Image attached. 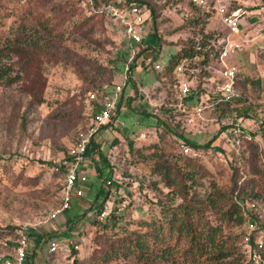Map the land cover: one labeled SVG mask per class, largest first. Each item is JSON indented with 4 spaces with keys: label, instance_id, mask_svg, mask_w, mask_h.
I'll list each match as a JSON object with an SVG mask.
<instances>
[{
    "label": "rangeland",
    "instance_id": "374dc122",
    "mask_svg": "<svg viewBox=\"0 0 264 264\" xmlns=\"http://www.w3.org/2000/svg\"><path fill=\"white\" fill-rule=\"evenodd\" d=\"M111 1L125 2L0 0V15L10 14L0 19V49L15 48L20 39L28 37L39 50L30 49L22 58L14 52L4 56L6 64L22 62L25 66L21 82L11 87L0 86V256L7 253L6 245L11 242L9 236L13 233L9 227L17 230L26 227L41 234L57 231L59 236L68 231L65 222L71 219L74 229L58 238L63 245L61 251L51 256L44 250L38 253L33 264H72L71 260L74 263L71 247H68L70 233L82 242L76 250L80 264H93V239L99 230L87 222L98 212L93 201L100 195L97 206L105 204V217H98L101 222L115 206L121 208L123 218L129 222L158 216V201H167L170 190L151 175V166L154 157L174 161L181 154L173 129L181 130L184 136L199 144H206L220 134L214 149L188 153L209 172V177L201 182V190L215 183L222 190L229 191L237 167L241 172L235 178L241 183L253 178L257 168L264 170V139L261 134L253 135L264 118V79L261 89L244 86L253 114L251 120L241 121L239 125L252 136V142L245 141L238 146L229 136L231 130H222V122L227 125L234 117L230 114L221 119L214 108L206 109L202 117L195 116L190 108L180 121L181 129L171 125L168 131L159 120L169 123L162 108L176 107L174 99L167 96L170 87L161 84L157 88L158 73L137 66L152 60L156 54L162 65L167 64L179 49L199 38L203 25L191 24L198 14L188 5V0H141L147 4L143 6L147 18L144 41L131 46L122 21L109 11L104 13L105 4ZM238 2L243 6H255L258 10L247 14L243 20L248 29L242 38L240 36L244 46L234 57L233 69L250 73L255 67L256 73L260 72L264 78V29L259 30L264 28V0ZM228 31L222 16L216 13L208 21L205 34H226ZM144 47L151 49L136 61V68L128 75L130 83L122 89L125 97L119 123L100 134L97 139L100 147L88 162L89 184L85 198L52 221L50 215L60 208L64 179L54 167L43 162L57 164L68 155L77 135L87 124L85 113L89 94H96L99 98L104 95L114 97L117 86L125 82L126 67H130L132 58ZM124 55L125 60L122 59ZM113 62L119 63V70L111 78ZM85 76L89 78L85 79ZM132 82L136 83L138 94L132 90ZM99 86L105 93L97 94ZM137 95L138 98L127 106V100ZM202 102L203 98L200 102H193L192 106ZM177 107L181 111L179 102ZM249 143L258 147L251 148ZM101 153L108 160L107 166L113 169L111 178L119 184V188L110 190L107 198L110 171L98 176L96 169L103 165ZM239 156L242 157L240 163L236 161ZM248 196L253 198L250 192ZM255 205L260 208L264 225V204L259 201ZM87 211L90 212L84 217L83 212ZM130 227L134 228L133 225ZM244 227H235L232 233L241 237ZM260 231L264 235V229L260 228ZM30 240L32 246L34 240Z\"/></svg>",
    "mask_w": 264,
    "mask_h": 264
},
{
    "label": "trees",
    "instance_id": "16d2710c",
    "mask_svg": "<svg viewBox=\"0 0 264 264\" xmlns=\"http://www.w3.org/2000/svg\"><path fill=\"white\" fill-rule=\"evenodd\" d=\"M238 1L232 2L229 7L230 11L243 8L247 12L252 13L257 9L255 6H243ZM132 3L147 6L141 0H125L124 3L111 1L105 4L104 13L108 14L111 8H130ZM188 5L198 14V18L191 24L203 25L199 38H194L189 44L184 45L179 49L177 55L172 57L165 65L159 62V57L156 54L149 64L144 61L137 66V68L145 67L147 71L152 70L158 73L156 75L157 88L161 84L165 87H170V92L167 96L171 97L170 99H174L173 102L176 107L162 108L163 116L167 117L169 123L163 119L159 120V123L167 128L168 131L171 125L174 128L181 129L180 121H183L186 115L177 107L179 102L177 99L178 80L175 72L183 60L189 59L186 71L189 79L193 81L192 97L187 103L192 106L193 102H200L202 98L203 100L209 98V101L213 102L221 99V95L215 92V87L211 80L213 75L208 71V66L211 62L218 59L224 45L221 43L230 36V32L228 31L226 34H210L211 36L205 34L208 21L213 14L217 13L214 4L202 8L188 0ZM151 13L156 18L155 11L152 10ZM9 15H0V19L9 17ZM154 24H156V21ZM44 28H48V26L44 25ZM247 29L246 23L242 34L247 33ZM263 29V27L259 28L260 31ZM231 38L235 41L241 40L240 36L237 35H232ZM19 41V45L15 46V48L0 49V86L11 87L21 82L24 78L23 69L25 65L22 62L6 64L4 62L5 55L9 52H14L18 58H22L30 49L35 52L39 51L37 49L38 45L35 47V43L28 37ZM133 45L135 44L132 43L131 46ZM150 49L149 47H144L130 62V68L135 69L136 61L148 53ZM235 55L229 58L232 67H235ZM122 59H126L125 55ZM246 63L249 67L250 63L248 60ZM113 64V70L110 71L111 78L119 70V63L113 62ZM156 65L163 67L162 70H156ZM235 70L237 71L240 96L231 103H219L214 107L219 118L226 119L227 115L230 114L234 117L229 124L222 128L225 132L230 131L241 121L252 119L253 108L245 96L247 95L245 87L250 85L254 89L263 88L262 80L264 78L260 72L256 73L257 69L255 67L250 73H241V70L239 71L237 68ZM88 78V76H85V79ZM132 83V90L138 94L139 90H137L136 83ZM125 87L126 85L123 88ZM96 90L97 94L105 93L104 88L100 86ZM122 91L118 102V114L123 107V99L125 97V91L123 94ZM137 98L138 95L134 98H129L127 100L128 105H126L130 106ZM260 122L259 130L253 135L257 137V135L261 134L264 139V118ZM113 127L114 125L112 124L106 125L101 129V134L106 129H112ZM173 130L177 145L181 149V154L174 158V161H164L154 157L153 165L151 166V175L155 176L170 190L168 202L158 201V216L148 220L129 222L123 218V214L120 212L121 208L115 206L106 219L101 222L98 217L105 211V204L97 206V202L100 199V195H97L93 201V207L98 212L95 218L87 220L93 226L99 227L98 235L93 239L95 248L92 255L93 264H252L246 252L243 235L241 237L235 235L232 233V229L243 226L247 217L254 221L258 227L264 229V225L261 222L263 218L260 216V208L256 207L254 211L250 210L251 202L255 204L260 201L264 204V170L260 167L257 168L253 173V178L241 183L235 178L241 172L240 168L237 167L234 171L233 186L229 191L222 190L215 183H211L208 189L201 190V182L209 177V172L199 163L197 158H192L189 154L185 156L187 155L185 149L188 148L192 152L214 149V143L219 140L220 134H217L213 140L206 144H199L184 136L181 130L179 132L175 131V129ZM253 143H249V147L257 148L258 146ZM95 146L97 149L100 147L98 143ZM130 146L133 147V143ZM100 155L103 165L100 163L102 166L96 168L98 176L105 174L107 171H110L111 175L107 183L108 192L105 197L107 198L110 190L113 187L119 188V184L111 178L113 169L107 166L108 160L103 153ZM241 158V156L237 157L236 161L240 163ZM43 163L49 167H54L55 172H57L56 168L61 167L57 174L64 179L65 166L60 165L61 160L57 164L53 161ZM155 184L157 185V182ZM63 187L64 183L62 190ZM248 192L253 198L248 196ZM84 198L78 200V202ZM244 209L245 211L243 212ZM89 212H83V216L85 217ZM68 220L65 222V225L68 226V231L62 232L63 235L74 229V221L70 219L69 222ZM130 225H133L134 228H131ZM8 229L13 233L12 236H9L10 241L13 242L17 239V234H15L17 228L9 227ZM57 234V231L50 234H41L36 232V230H31L29 237L34 240V243L32 246L30 244L27 263L33 264L38 253H43L44 250L49 254L51 241L62 235L57 236ZM69 235L77 244H80L79 239H74L71 233ZM72 255L75 259L73 264H80L78 251L73 249Z\"/></svg>",
    "mask_w": 264,
    "mask_h": 264
},
{
    "label": "built area",
    "instance_id": "2783aa9c",
    "mask_svg": "<svg viewBox=\"0 0 264 264\" xmlns=\"http://www.w3.org/2000/svg\"><path fill=\"white\" fill-rule=\"evenodd\" d=\"M198 7L205 8L210 4H214L217 14L222 16L223 24L229 29L230 36L227 37L221 44L222 51L216 61H213L208 66V71L213 75L212 83L215 87V92L221 95V99L213 102L209 98L203 100L196 106H190L187 102L192 97L193 81L189 79L186 66L189 59H185L176 68V78L178 80L177 99L180 104V109L183 113H188L190 108L193 114L197 117H202L206 109H211L219 103H231L234 99L240 96L238 90L237 71L231 67L229 58L238 52L242 51L244 41L232 40V35L241 36L243 27L246 23L243 22L247 12L243 8L229 10L232 2L236 0H189ZM145 10V9H144ZM143 6L137 3H132L130 8H111L110 14L122 21L125 26V33L128 40L134 44H142L144 41V25L147 22L146 12ZM264 36V34L262 35ZM134 58V57H133ZM132 58V61H133ZM131 61V62H132ZM151 60L146 63L149 64ZM215 63V64H213ZM163 67L155 66L156 70H162ZM125 82L121 86H117L115 96H102L99 98L96 94H89L86 100L87 121L86 126L77 135L76 141L70 148L68 155L61 159V166H65L64 187L61 192V205L53 214L50 215L52 221L57 220L61 214H64L72 209L73 205L85 197L88 190V162L93 158L96 151V144L101 134V129L108 124L117 125L119 123L118 102L119 95L126 83L129 82L128 75L131 73V68L126 67ZM189 110V111H188ZM226 126L225 122H222ZM230 138L241 146L245 141H252V136L243 129L239 124L233 127L229 134ZM190 149L186 148L185 153H190ZM192 152V151H191ZM61 167L56 168L59 172ZM256 205H251L250 210L254 211ZM106 210L102 212L100 218L105 217ZM245 232H242L244 244L249 260L252 264H264V235L260 231L258 225L249 217L246 218L244 224ZM30 230L22 227L17 230V239L10 244H7L8 251L0 256V264H28V253L30 250L31 240L29 237ZM59 237L53 239L50 244L49 254L54 255L61 251L62 244ZM69 242L71 250H79L80 244H77L72 238ZM83 241V239H82ZM253 242V243H252ZM68 243V239L66 244ZM82 243V242H80ZM69 258V256H67ZM73 264V260H71ZM53 264H65L64 262H56Z\"/></svg>",
    "mask_w": 264,
    "mask_h": 264
},
{
    "label": "crops",
    "instance_id": "0c3cea01",
    "mask_svg": "<svg viewBox=\"0 0 264 264\" xmlns=\"http://www.w3.org/2000/svg\"><path fill=\"white\" fill-rule=\"evenodd\" d=\"M69 238H71V237L69 236Z\"/></svg>",
    "mask_w": 264,
    "mask_h": 264
}]
</instances>
